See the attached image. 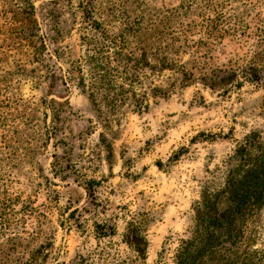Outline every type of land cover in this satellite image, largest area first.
Instances as JSON below:
<instances>
[{
  "label": "rangeland",
  "instance_id": "374dc122",
  "mask_svg": "<svg viewBox=\"0 0 264 264\" xmlns=\"http://www.w3.org/2000/svg\"><path fill=\"white\" fill-rule=\"evenodd\" d=\"M79 1L0 0V264H174L202 195L264 160V0H92L94 26ZM246 226L234 264L264 208Z\"/></svg>",
  "mask_w": 264,
  "mask_h": 264
},
{
  "label": "trees",
  "instance_id": "16d2710c",
  "mask_svg": "<svg viewBox=\"0 0 264 264\" xmlns=\"http://www.w3.org/2000/svg\"><path fill=\"white\" fill-rule=\"evenodd\" d=\"M91 1L80 0L78 12L84 22L94 26ZM56 32L59 36L60 31L56 29ZM39 43L37 61L46 71L45 80H49V87L58 84L64 88L67 84L78 86L74 72L67 69L63 74L52 55L46 52L42 38ZM54 58L59 57L54 54ZM53 126L54 134L58 128ZM259 153L264 156V149L260 148ZM260 160L256 159L248 169L243 166L241 170L229 171L217 189L202 195L194 207L196 218L189 235L179 241L174 264H234L237 258L233 248L244 238L243 229H247L249 218L264 208V160ZM243 260L245 264H264V248L246 250Z\"/></svg>",
  "mask_w": 264,
  "mask_h": 264
}]
</instances>
